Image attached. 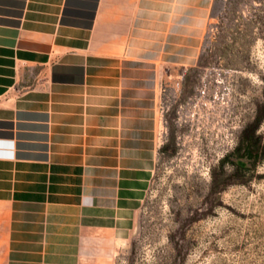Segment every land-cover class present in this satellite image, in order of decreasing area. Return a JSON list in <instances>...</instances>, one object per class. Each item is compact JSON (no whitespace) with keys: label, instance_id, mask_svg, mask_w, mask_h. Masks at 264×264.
<instances>
[{"label":"crops","instance_id":"obj_1","mask_svg":"<svg viewBox=\"0 0 264 264\" xmlns=\"http://www.w3.org/2000/svg\"><path fill=\"white\" fill-rule=\"evenodd\" d=\"M212 1L0 0V264L112 258Z\"/></svg>","mask_w":264,"mask_h":264},{"label":"rangeland","instance_id":"obj_2","mask_svg":"<svg viewBox=\"0 0 264 264\" xmlns=\"http://www.w3.org/2000/svg\"><path fill=\"white\" fill-rule=\"evenodd\" d=\"M153 169L107 264H264V0H213L168 68Z\"/></svg>","mask_w":264,"mask_h":264},{"label":"bare ground","instance_id":"obj_3","mask_svg":"<svg viewBox=\"0 0 264 264\" xmlns=\"http://www.w3.org/2000/svg\"><path fill=\"white\" fill-rule=\"evenodd\" d=\"M6 146H8V147H11V145L10 144H7ZM8 152V151H7ZM2 154H6V153H2Z\"/></svg>","mask_w":264,"mask_h":264}]
</instances>
